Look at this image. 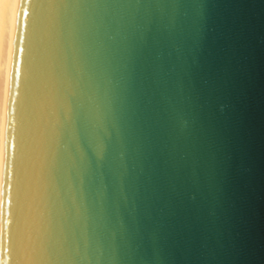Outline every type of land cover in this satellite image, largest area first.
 Instances as JSON below:
<instances>
[{
	"label": "water",
	"instance_id": "95a60500",
	"mask_svg": "<svg viewBox=\"0 0 264 264\" xmlns=\"http://www.w3.org/2000/svg\"><path fill=\"white\" fill-rule=\"evenodd\" d=\"M0 264H264V0H19Z\"/></svg>",
	"mask_w": 264,
	"mask_h": 264
},
{
	"label": "bare ground",
	"instance_id": "6f19581e",
	"mask_svg": "<svg viewBox=\"0 0 264 264\" xmlns=\"http://www.w3.org/2000/svg\"><path fill=\"white\" fill-rule=\"evenodd\" d=\"M19 0H0V200L10 67Z\"/></svg>",
	"mask_w": 264,
	"mask_h": 264
}]
</instances>
